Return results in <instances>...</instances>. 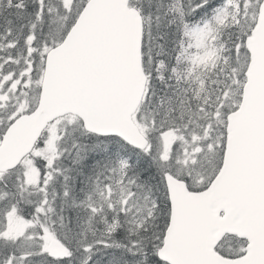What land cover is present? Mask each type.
I'll list each match as a JSON object with an SVG mask.
<instances>
[{"label": "snow or ice", "instance_id": "snow-or-ice-1", "mask_svg": "<svg viewBox=\"0 0 264 264\" xmlns=\"http://www.w3.org/2000/svg\"><path fill=\"white\" fill-rule=\"evenodd\" d=\"M0 264H264V0H0Z\"/></svg>", "mask_w": 264, "mask_h": 264}]
</instances>
